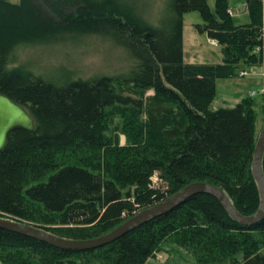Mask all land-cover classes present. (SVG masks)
<instances>
[{
	"label": "trees",
	"instance_id": "16d2710c",
	"mask_svg": "<svg viewBox=\"0 0 264 264\" xmlns=\"http://www.w3.org/2000/svg\"><path fill=\"white\" fill-rule=\"evenodd\" d=\"M75 1H66L67 12L59 8V22L108 39L134 67L48 80L12 62L34 33L13 40L17 25L0 31V94L22 106L35 126L11 131L0 150V217L88 240L194 182L219 186L238 212L255 214V103L249 97L234 107L211 103L217 78L262 62V0H245L247 23L229 16L226 0H216L215 14L206 0H170L158 26L131 19L110 0L90 1L97 6ZM23 8V0H0L15 24L26 22ZM189 11L200 13L197 30L222 47V63L183 61L182 21ZM148 89L154 94L145 96ZM114 116L124 144L108 128ZM156 174L157 189L151 186ZM164 244L174 245L172 252L185 249L198 264H264V218L243 226L217 198L196 194L96 249L63 250L0 228V261L146 264Z\"/></svg>",
	"mask_w": 264,
	"mask_h": 264
},
{
	"label": "rangeland",
	"instance_id": "374dc122",
	"mask_svg": "<svg viewBox=\"0 0 264 264\" xmlns=\"http://www.w3.org/2000/svg\"><path fill=\"white\" fill-rule=\"evenodd\" d=\"M13 4H19L21 0H7ZM69 0H23L24 24H15L14 19L8 18V13L0 10V31H9L11 24L17 25L18 31L14 39L24 37L30 32L34 33L27 38L29 40L20 46L15 52L12 61L16 67L30 70L37 75H45L48 80L62 76L68 80L73 76L84 78L97 77L102 73L118 74L126 72L134 67V61L124 49L115 46L108 39L93 34L86 30H76L72 26L61 24L56 12L63 8L69 10ZM78 4L90 1L104 0H77ZM119 9L123 10L133 20L145 22L153 26L160 24L161 18L167 12L170 0H110ZM213 14H215L216 0H206ZM74 2H76L74 0ZM245 0H226L228 14H235V19L243 22L249 21L250 4ZM262 18L264 17V0H262ZM97 6V5H95ZM243 7L245 11L243 10ZM235 11V12H234ZM5 12V11H4ZM197 24H202V18L197 11H189L183 15L182 29V54L185 63H209L220 64L224 54L222 47L216 40L209 39L205 33L197 30ZM62 28V29H58ZM15 31V32H16ZM14 32V33H15ZM263 33V30H262ZM215 44H213V43ZM264 66L259 67L260 81H251V67H245L244 75L234 77L217 78L215 80V95L211 103L214 109L221 107H234L243 98L249 97L255 103L254 113L255 133L258 135L264 124L263 90L261 82L264 79ZM57 84V80H56ZM154 94L152 89L146 91L145 96ZM120 119V118H119ZM108 121V120H107ZM120 124L118 117L109 120V129H115L113 136L118 134L121 144L126 142V136L116 129ZM154 188H158L160 181L156 174L151 178ZM137 213V212H136ZM174 245L164 244L154 256L148 259L146 264H196L194 258L185 249L176 248ZM0 264H3L0 261ZM198 264V263H197Z\"/></svg>",
	"mask_w": 264,
	"mask_h": 264
},
{
	"label": "water",
	"instance_id": "95a60500",
	"mask_svg": "<svg viewBox=\"0 0 264 264\" xmlns=\"http://www.w3.org/2000/svg\"><path fill=\"white\" fill-rule=\"evenodd\" d=\"M34 121L29 113L5 94H0V150L5 146L8 134L14 130L34 131ZM264 124L254 148L251 171L259 192V207L255 214L242 215L234 207L226 192L219 186L205 182H194L161 201L139 210L111 231L93 239L69 240L54 236L50 232L18 221L0 217V228L27 236L63 250H90L107 245L131 230L155 218L167 214L196 194H209L222 204L229 217L243 226H252L264 218Z\"/></svg>",
	"mask_w": 264,
	"mask_h": 264
},
{
	"label": "crops",
	"instance_id": "0c3cea01",
	"mask_svg": "<svg viewBox=\"0 0 264 264\" xmlns=\"http://www.w3.org/2000/svg\"><path fill=\"white\" fill-rule=\"evenodd\" d=\"M244 6H245V2H244ZM229 7V9L230 10H232V7H230V6H228ZM245 8H246V6H245ZM233 10H235L234 8H233ZM232 10V11H233ZM243 10L245 11V9H244V7H243ZM247 10V9H246ZM235 12V11H234ZM231 17H232V19L233 20H235V22H237V23H247V22H249V21H245V22H243V21H241V20H239V19H235V14H233V15H231ZM262 27H263V45H262V50H261V53H262V62H261V64H260V66H256V67H251V69H252V72H251V74L249 75L250 76V78H251V81H253V82H258V81H260L259 79H260V76L259 75H262L261 74V72H259V67H261V66H264V17L262 18ZM264 69V68H263ZM244 74L246 73V71H244L243 72ZM261 85H262V87H261V90H263L264 91V79L262 80V82H261ZM238 103V102H237ZM214 109V108H213Z\"/></svg>",
	"mask_w": 264,
	"mask_h": 264
},
{
	"label": "built area",
	"instance_id": "2783aa9c",
	"mask_svg": "<svg viewBox=\"0 0 264 264\" xmlns=\"http://www.w3.org/2000/svg\"><path fill=\"white\" fill-rule=\"evenodd\" d=\"M212 43H213V42H212ZM213 44H215V43H213ZM240 74H243V73L241 72Z\"/></svg>",
	"mask_w": 264,
	"mask_h": 264
}]
</instances>
